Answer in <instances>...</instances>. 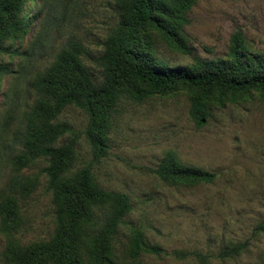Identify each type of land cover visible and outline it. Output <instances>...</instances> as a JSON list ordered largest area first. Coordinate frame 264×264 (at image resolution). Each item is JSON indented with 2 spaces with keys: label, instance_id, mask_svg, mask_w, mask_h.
Instances as JSON below:
<instances>
[{
  "label": "trees",
  "instance_id": "obj_1",
  "mask_svg": "<svg viewBox=\"0 0 264 264\" xmlns=\"http://www.w3.org/2000/svg\"><path fill=\"white\" fill-rule=\"evenodd\" d=\"M198 1L114 0L118 19L99 55L92 59L84 41L73 35L52 60L43 62L56 29L49 20L52 0H0V158L14 150L8 156L14 173L0 197L9 264H142L144 254L167 253L127 219L133 208L127 193L105 188L91 163L76 167L80 134L61 114L68 106L87 113L84 134L99 159L107 154L124 101L185 92L189 113L202 126L215 107L253 92L264 94V53L252 48L241 29L232 34L226 54H192L185 25ZM162 45L192 54L193 61L171 64L159 52ZM27 75L35 97L22 106L19 85ZM36 165H41L37 172H25ZM153 171L175 186L211 183L217 175L182 161L172 149ZM42 176L54 205V230L48 238L23 243L17 237L22 203L41 185ZM255 229L264 235V219ZM245 247L239 243L221 253L237 254ZM173 254L188 256L177 249ZM197 255L200 264H208L207 255Z\"/></svg>",
  "mask_w": 264,
  "mask_h": 264
},
{
  "label": "rangeland",
  "instance_id": "obj_2",
  "mask_svg": "<svg viewBox=\"0 0 264 264\" xmlns=\"http://www.w3.org/2000/svg\"><path fill=\"white\" fill-rule=\"evenodd\" d=\"M50 9L49 20L56 29L43 62L52 60L60 44L73 35L84 41L93 59L118 19L114 0H52ZM188 18L185 33L192 54H226L238 29L252 48L264 53V0H199ZM159 52L176 66L193 61L192 54L167 45ZM19 88L22 106L32 103L35 93L28 87V75ZM189 108L185 92L124 101L110 131L107 154L99 159L84 134L87 113L68 106L61 119L80 134L76 167L91 163L105 188L127 193L133 206L127 219L144 229L150 243L167 251L161 256L144 254L142 264H200L198 253L208 256V264H264V235L255 229L264 219V94L253 92L245 100L215 107L202 126ZM171 149L182 161L215 172L214 181L189 186L164 182L153 170ZM13 151L0 158V197L14 173L8 159ZM40 166L25 172H37ZM41 182L22 203L17 237L23 243L48 238L54 230V205L45 190V176ZM1 228L0 219V264H9L4 256L9 237ZM239 243L246 244L240 253H221ZM176 249L188 256L177 258L172 255Z\"/></svg>",
  "mask_w": 264,
  "mask_h": 264
}]
</instances>
